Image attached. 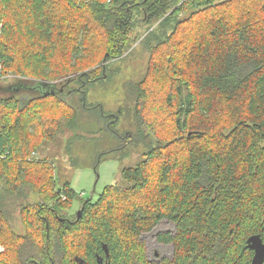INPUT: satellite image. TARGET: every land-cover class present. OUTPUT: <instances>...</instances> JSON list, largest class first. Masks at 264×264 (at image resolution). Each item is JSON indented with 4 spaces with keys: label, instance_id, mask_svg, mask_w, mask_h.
<instances>
[{
    "label": "trees",
    "instance_id": "trees-1",
    "mask_svg": "<svg viewBox=\"0 0 264 264\" xmlns=\"http://www.w3.org/2000/svg\"><path fill=\"white\" fill-rule=\"evenodd\" d=\"M135 47L144 69L118 113L144 158L63 214L76 191L37 151L64 127L111 122L88 92ZM163 219L172 256L149 260L141 234ZM256 234L264 0H0V264H251Z\"/></svg>",
    "mask_w": 264,
    "mask_h": 264
},
{
    "label": "rangeland",
    "instance_id": "rangeland-1",
    "mask_svg": "<svg viewBox=\"0 0 264 264\" xmlns=\"http://www.w3.org/2000/svg\"><path fill=\"white\" fill-rule=\"evenodd\" d=\"M144 61L145 57L140 53V48L135 47L126 58V62L120 64L121 68L118 72L113 73L109 80L102 82L103 84H96L88 92L87 101L99 102L103 111L111 114L107 118L111 122H104L102 128L96 132H90L78 126L64 127L62 132L45 141L38 149L37 158L49 160L54 167L56 187L61 189L65 183H69L76 191L72 207L63 214L75 212L79 208L81 199L95 200L106 185L115 183L124 185L119 175L120 170L132 167L144 158L146 151L144 143H125L128 139L125 131L134 126L127 123L126 113L120 115L118 113V109L125 104L123 85L128 80L134 81L140 76L144 69ZM18 84L23 82L17 83L14 80L9 86ZM115 117H117L116 120ZM116 147L119 148L108 150ZM99 153L102 154L97 161ZM11 220L16 231L23 232L17 211L12 212ZM174 228L172 221L163 219L150 231L141 234L149 260L158 261L163 257H171L173 245L159 241L158 236L164 232L173 233Z\"/></svg>",
    "mask_w": 264,
    "mask_h": 264
},
{
    "label": "water",
    "instance_id": "water-1",
    "mask_svg": "<svg viewBox=\"0 0 264 264\" xmlns=\"http://www.w3.org/2000/svg\"><path fill=\"white\" fill-rule=\"evenodd\" d=\"M79 213L80 210L77 211L78 215ZM247 246L253 250L251 264H264V243L260 236L257 234L249 236L247 239ZM97 259L99 264H108V262L102 263V258L97 257Z\"/></svg>",
    "mask_w": 264,
    "mask_h": 264
},
{
    "label": "flooded vegetation",
    "instance_id": "flooded-vegetation-1",
    "mask_svg": "<svg viewBox=\"0 0 264 264\" xmlns=\"http://www.w3.org/2000/svg\"><path fill=\"white\" fill-rule=\"evenodd\" d=\"M174 225H175V224H174ZM174 230H175V228H174ZM172 253H173V252H172ZM155 254H157V252H156ZM171 256H172V255H171ZM97 257L102 258V257H100V256H97ZM161 259H162V258H161ZM159 260H160V259H159ZM159 260H158V261H159ZM97 261H98V259H97ZM102 263H104L103 260H102Z\"/></svg>",
    "mask_w": 264,
    "mask_h": 264
}]
</instances>
